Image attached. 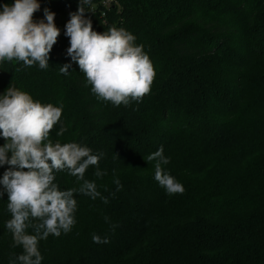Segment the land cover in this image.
Returning a JSON list of instances; mask_svg holds the SVG:
<instances>
[{"label":"trees","instance_id":"obj_1","mask_svg":"<svg viewBox=\"0 0 264 264\" xmlns=\"http://www.w3.org/2000/svg\"><path fill=\"white\" fill-rule=\"evenodd\" d=\"M103 1L86 8L93 30L125 29L153 64L151 91L139 102L97 99L67 56V18L46 69L0 62V96L12 84L35 102L62 106L50 139L103 154L85 179L108 203L75 193V224L39 241L42 264H264V0ZM37 2L36 22L45 8L55 17L78 9V0ZM61 125L67 131L58 137ZM161 146L170 161L163 169L182 194L168 195L154 179L146 157ZM8 168L0 166V179ZM55 176L62 191L82 183L66 171ZM7 202L5 192L0 264H19ZM93 234L109 243H94Z\"/></svg>","mask_w":264,"mask_h":264},{"label":"clouds","instance_id":"obj_2","mask_svg":"<svg viewBox=\"0 0 264 264\" xmlns=\"http://www.w3.org/2000/svg\"><path fill=\"white\" fill-rule=\"evenodd\" d=\"M92 0H78L76 12L69 13L64 35L69 38L67 56L78 65L81 73L98 100L114 106L139 102L150 93L155 70L143 46H135V37L123 28L112 27L98 33L92 21L85 18L86 8ZM0 62L18 61L26 67L38 64L40 69L49 65V53L60 35L54 23L55 13L45 8L44 18L33 20L40 10L37 0H15L14 4L0 5ZM72 64L60 67L63 75L69 74ZM62 106L43 105L12 84L0 96V166L9 168L0 179V197L7 193V210L11 219L6 222L12 234L13 246L22 248L17 257L19 264H42L38 243L49 236L68 233L75 224L77 201L74 194L101 197L94 181L85 179L90 166H98L102 153L92 154L91 149L76 142L60 143L50 139V132L61 119ZM67 131L63 125L56 136ZM161 146L148 155L154 163V179L168 195L182 194V184L163 169L170 161L163 155ZM66 171L76 178L78 188L60 190L55 173ZM97 178L104 175L99 169ZM117 191L122 188L118 178L113 181ZM105 204L106 198L101 197ZM107 219V218H106ZM33 234H28V229ZM94 243H109L93 234Z\"/></svg>","mask_w":264,"mask_h":264},{"label":"rangeland","instance_id":"obj_3","mask_svg":"<svg viewBox=\"0 0 264 264\" xmlns=\"http://www.w3.org/2000/svg\"><path fill=\"white\" fill-rule=\"evenodd\" d=\"M38 15H40V11H37L36 13H34L33 18L38 16ZM66 18H67V12L56 16L54 19V23H55L56 27L59 28L62 25V23L65 21Z\"/></svg>","mask_w":264,"mask_h":264},{"label":"built area","instance_id":"obj_4","mask_svg":"<svg viewBox=\"0 0 264 264\" xmlns=\"http://www.w3.org/2000/svg\"><path fill=\"white\" fill-rule=\"evenodd\" d=\"M114 0H104L102 5L105 8H109L113 4ZM67 12V19H70L69 13L76 12L75 10H72L71 8L66 9ZM103 16H105V13H103Z\"/></svg>","mask_w":264,"mask_h":264}]
</instances>
